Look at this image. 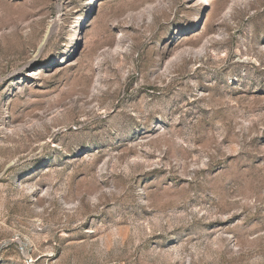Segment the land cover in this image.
<instances>
[{
  "label": "rangeland",
  "instance_id": "1",
  "mask_svg": "<svg viewBox=\"0 0 264 264\" xmlns=\"http://www.w3.org/2000/svg\"><path fill=\"white\" fill-rule=\"evenodd\" d=\"M264 264V0H0V264Z\"/></svg>",
  "mask_w": 264,
  "mask_h": 264
},
{
  "label": "built area",
  "instance_id": "2",
  "mask_svg": "<svg viewBox=\"0 0 264 264\" xmlns=\"http://www.w3.org/2000/svg\"><path fill=\"white\" fill-rule=\"evenodd\" d=\"M108 264H118V263L114 262V263H108Z\"/></svg>",
  "mask_w": 264,
  "mask_h": 264
}]
</instances>
